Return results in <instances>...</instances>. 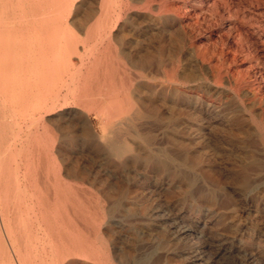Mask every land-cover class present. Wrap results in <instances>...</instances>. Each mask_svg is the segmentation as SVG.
<instances>
[{"label": "rangeland", "instance_id": "rangeland-1", "mask_svg": "<svg viewBox=\"0 0 264 264\" xmlns=\"http://www.w3.org/2000/svg\"><path fill=\"white\" fill-rule=\"evenodd\" d=\"M106 1L64 0L51 13L44 93L19 134L3 106L13 72L0 69V216L7 209L30 250L10 252L13 264H100L82 248L72 254L70 219L84 246L103 250L104 264H264V193L238 184L245 166L250 179L264 178V0ZM124 79L120 105L113 91ZM111 141L125 145L121 154ZM54 169L79 210L66 203L65 236L61 244L50 236L43 252L23 220L31 198L52 208Z\"/></svg>", "mask_w": 264, "mask_h": 264}, {"label": "bare ground", "instance_id": "bare-ground-1", "mask_svg": "<svg viewBox=\"0 0 264 264\" xmlns=\"http://www.w3.org/2000/svg\"><path fill=\"white\" fill-rule=\"evenodd\" d=\"M69 1V0H68ZM71 1V0H70ZM105 1V0H103ZM112 0L108 2L111 3ZM196 1V0H195ZM214 1V0H213ZM226 1V0H225ZM232 1V0H231ZM230 1V2H231ZM64 0H0V69H5L7 73L11 74V79H8L6 82V88L5 92H7L8 95H5L3 99V106L5 109L9 110L8 117L11 119H14L15 122L19 124V134L23 131V127L28 128L33 124L35 120H27L28 116V107L29 103L33 101L35 96H42L44 93V88L42 84L45 83V73L46 69L43 66V61L45 59V53L47 52V38H48V32L49 30L54 26V22H52L53 17L51 16V13L55 10H59V8L62 6V3ZM116 2V1H115ZM217 2V1H216ZM240 2V1H239ZM252 2V1H251ZM260 2V1H259ZM263 2V1H262ZM261 6L264 4H262ZM209 3V1H208ZM213 3V2H212ZM218 3V2H217ZM226 3V2H225ZM224 3V4H225ZM228 3V2H227ZM255 3V2H254ZM121 4V3H120ZM196 3L195 6H197ZM211 4V3H210ZM224 4H222L224 6ZM231 4V3H230ZM242 4V2L240 3ZM256 4V3H255ZM68 5V2L65 4ZM70 5V4H69ZM68 5V7H69ZM100 5V4H99ZM107 5V3H106ZM202 5V4H201ZM219 5V4H218ZM233 5V4H232ZM252 5V4H251ZM250 5V6H251ZM257 5V4H256ZM103 6V5H102ZM101 6V7H102ZM112 6V5H111ZM127 6V5H126ZM203 6V5H202ZM227 6V5H225ZM259 6V5H258ZM64 7V5H63ZM99 7V9H101ZM228 7H230L228 5ZM247 7V6H246ZM260 7V6H259ZM264 7V6H263ZM103 8V7H102ZM107 8V7H106ZM113 8V7H112ZM208 8V7H207ZM241 8V7H240ZM261 8V7H260ZM62 9V8H61ZM69 9V8H68ZM71 9V8H70ZM124 9V8H123ZM231 10V8H229ZM233 9V8H232ZM239 9V7H238ZM243 9V8H242ZM253 10L255 8H252ZM63 10V9H62ZM116 10V9H115ZM206 10V9H205ZM229 10V11H230ZM67 11V10H65ZM101 11V10H100ZM221 11V10H220ZM224 11V10H223ZM222 11V13H223ZM249 11V10H248ZM260 11V10H259ZM123 12V11H122ZM226 12V11H224ZM232 12V11H231ZM230 12V13H231ZM244 12V10H243ZM251 12V10H250ZM255 12V11H254ZM263 12V11H262ZM61 13V11H60ZM60 13H58V16L60 17ZM105 13V12H103ZM107 13V11H106ZM217 13V11H216ZM237 13V12H236ZM245 13V12H244ZM253 13V12H252ZM113 14V13H112ZM121 14V13H120ZM220 14V13H219ZM227 14V13H226ZM255 14V13H254ZM256 14H258L256 12ZM255 14V15H256ZM63 15V14H62ZM67 15V14H66ZM122 15V14H121ZM233 15V14H232ZM237 15V14H236ZM235 15V16H236ZM244 15V14H243ZM114 16V15H113ZM225 16V15H224ZM246 16V15H245ZM258 16V15H257ZM64 18V16H62ZM67 17V16H66ZM99 17V16H98ZM102 17H104L102 15ZM205 17V16H204ZM203 17V18H204ZM238 17H240L238 15ZM243 17V16H242ZM251 17H253L251 15ZM259 17V16H258ZM263 17V16H262ZM226 18V17H224ZM250 18V17H249ZM257 18V17H256ZM103 20V18H101ZM112 19V18H111ZM168 19V18H167ZM174 19V18H173ZM177 19V18H176ZM237 19V18H236ZM242 19V18H241ZM248 19V18H247ZM187 20V19H186ZM64 21V20H63ZM97 23L98 18H97ZM119 21V20H118ZM117 21V22H118ZM261 21V20H260ZM263 21V20H262ZM61 22V21H60ZM91 22V21H90ZM225 22V21H224ZM248 23L250 21H247ZM256 22V21H255ZM189 23V21H188ZM222 23V21H221ZM220 23V24H221ZM234 23V22H233ZM245 23H240L241 25ZM254 23V22H253ZM62 24V23H61ZM64 24V23H63ZM101 24V23H100ZM186 25V23H184ZM192 24V23H191ZM236 24V22L234 23ZM247 24V23H246ZM96 25V23H95ZM105 25V22L102 23L101 26L103 27ZM179 25V24H177ZM238 24H236L237 26ZM244 25V24H243ZM112 26V25H111ZM187 26V25H186ZM190 26V24H189ZM194 26V25H193ZM229 26V25H228ZM233 26V25H232ZM246 26V25H245ZM261 26V25H260ZM65 27V26H64ZM215 27V26H214ZM223 27V26H222ZM230 27V26H229ZM63 28V26H62ZM96 28V26H95ZM109 28V27H108ZM236 28V27H235ZM259 28V26H258ZM213 28H211L212 30ZM219 29V28H218ZM223 29V28H222ZM229 28H227L228 30ZM62 30V29H61ZM66 30V29H65ZM101 30V29H100ZM186 30V29H185ZM184 30V31H185ZM244 30V29H243ZM246 30V29H245ZM264 30V29H263ZM64 33V28H63ZM88 31V29H87ZM247 31V30H246ZM249 31V30H248ZM66 32V31H65ZM92 32V31H91ZM110 32V30L108 31ZM107 32V33H108ZM226 32V31H225ZM256 32V31H255ZM263 32V31H262ZM62 33V32H61ZM93 33V32H92ZM100 33V31H99ZM219 33V30H218ZM228 33V32H226ZM232 33V32H231ZM243 33V32H242ZM248 33V32H247ZM67 34V32H66ZM89 34V33H88ZM264 34V33H263ZM262 34V35H263ZM86 35V34H85ZM186 35V34H185ZM220 35V34H219ZM233 35V34H232ZM98 36V35H97ZM100 36V34H99ZM109 36V35H108ZM230 36V35H229ZM250 36V34H249ZM222 37V36H221ZM220 37V38H221ZM227 37V36H226ZM261 37V36H260ZM189 38V37H188ZM252 38V37H251ZM102 39V38H101ZM227 39V38H226ZM235 39V37H234ZM247 39V38H245ZM259 39V38H258ZM229 40V39H227ZM227 40H225L227 42ZM79 41V40H78ZM224 41V42H225ZM231 41V40H229ZM249 41V40H248ZM253 41V40H252ZM254 42V41H253ZM257 42V41H256ZM241 43V42H240ZM252 43V42H251ZM255 43V42H254ZM262 43V42H261ZM227 44V43H226ZM234 44V43H233ZM258 44V43H257ZM263 44V43H262ZM236 45V44H235ZM241 45V44H240ZM243 45V43H242ZM249 45V44H247ZM94 46V44H93ZM226 46V45H225ZM232 46V45H230ZM251 46V45H250ZM99 47V46H98ZM216 47V46H215ZM227 47V46H226ZM236 47V46H235ZM238 47V46H237ZM245 47V46H244ZM253 47V46H252ZM257 47V46H256ZM259 47V46H258ZM94 48V47H92ZM92 48L91 51H92ZM115 48V47H114ZM211 48V47H210ZM224 48V47H223ZM228 48V47H227ZM233 48V47H231ZM250 48V47H249ZM261 48V47H259ZM264 48V47H263ZM97 49V48H94ZM99 49V48H98ZM212 49V48H211ZM230 49V48H229ZM219 50V49H218ZM234 50V48H233ZM239 50V48L237 49ZM251 50V49H250ZM253 50V49H252ZM255 50V49H254ZM259 50V49H258ZM257 50L253 51L256 52ZM264 51V50H263ZM35 53L34 56V63L36 64V74L38 76L37 81L35 84H31L30 82V75H32V69L29 65L31 59L30 54ZM98 52V51H97ZM105 52V51H104ZM227 52V51H226ZM234 52V51H233ZM258 52V51H257ZM94 53V52H93ZM229 53V52H228ZM237 53V52H236ZM262 53V52H261ZM105 54V53H104ZM256 54V53H255ZM212 55V53H211ZM218 55V54H217ZM32 56V55H31ZM210 56V55H209ZM231 56V55H230ZM260 56V55H259ZM219 57V55H218ZM227 57V56H226ZM253 57V56H252ZM255 57V56H254ZM253 57V59H254ZM258 57V56H257ZM264 57V56H263ZM117 58V57H116ZM212 58V57H211ZM215 58V57H214ZM225 58V57H224ZM237 58V57H236ZM242 58V57H241ZM234 59V58H233ZM114 60V59H113ZM118 60V59H117ZM211 60V59H210ZM219 60V59H218ZM232 60V59H231ZM239 60V59H238ZM263 60V58H262ZM209 61V60H208ZM234 61V60H233ZM232 61V62H233ZM237 61V60H236ZM242 61V60H241ZM240 61V62H241ZM32 62V61H31ZM120 62V61H119ZM212 62V61H211ZM214 62V61H213ZM227 62V61H226ZM246 62V61H245ZM249 62V61H248ZM260 62V66L257 69V73L259 76L264 79V62ZM80 63V62H79ZM173 63V62H172ZM229 63V62H227ZM122 64V63H121ZM216 62L214 63V65ZM239 64V63H238ZM242 64V63H241ZM249 64V63H248ZM254 64V63H253ZM70 65V64H69ZM173 65V64H172ZM212 65V64H211ZM221 65V64H220ZM247 65V64H246ZM256 65V64H255ZM229 66V64H228ZM253 66V65H252ZM173 67V66H172ZM224 67V66H223ZM232 67V65H231ZM238 67V66H237ZM243 67V66H242ZM212 68V67H211ZM233 68V67H232ZM236 68V67H235ZM251 68V67H250ZM257 68V67H256ZM31 69V70H30ZM167 69H169L167 67ZM231 70V69H229ZM244 70V69H243ZM120 71V70H119ZM169 71V70H168ZM237 71V69H236ZM246 71V70H245ZM215 72V70H214ZM248 72V71H246ZM119 73V72H118ZM131 73V72H130ZM207 73V72H206ZM209 73V72H208ZM228 73V72H227ZM137 74V73H136ZM168 74V73H167ZM248 74V73H247ZM257 74V75H258ZM120 75V73H119ZM124 75V74H122ZM142 76V75H141ZM231 76V75H230ZM233 76V75H232ZM244 76V75H243ZM136 77V76H135ZM190 77V75H189ZM224 77V75H223ZM170 78V77H169ZM246 78V77H245ZM255 77L254 79H256ZM1 79V78H0ZM71 79V78H70ZM126 79V78H125ZM120 80L119 85L114 88L115 92V98L116 103L123 105L125 102V97L123 99H119L117 94H123L128 91V88L130 86L128 80L125 81ZM143 79V78H142ZM246 80V79H245ZM244 80V81H245ZM261 80V79H259ZM132 82L131 80H129ZM248 81V80H247ZM251 81V80H249ZM256 81V85L254 88L259 89L260 86H258L260 83ZM4 82V83H5ZM262 82V81H261ZM264 82V81H263ZM224 83V82H223ZM236 83V82H235ZM255 83V82H254ZM132 84V83H131ZM1 85V84H0ZM261 85V84H260ZM93 88V87H92ZM132 88V85H131ZM2 89V88H0ZM107 89V88H106ZM261 89V88H260ZM259 89V90H260ZM74 90L76 91V87H74ZM111 90V89H110ZM113 90V89H112ZM106 91V90H105ZM245 91V90H244ZM258 94V92H257ZM127 95V94H126ZM125 95V96H126ZM250 95V94H249ZM227 96V95H226ZM230 96V95H229ZM264 96V95H263ZM104 97V96H103ZM120 97V96H119ZM107 98V96H106ZM104 98V99H106ZM109 98V96H108ZM111 98V96H110ZM230 98V97H229ZM261 101L264 100V97L261 96ZM87 100V99H86ZM114 100V98H113ZM127 100V99H126ZM250 100V99H249ZM246 101V100H245ZM108 102V101H105ZM112 102V101H111ZM114 102L113 105L116 103ZM253 102V101H252ZM2 103V102H1ZM102 103V102H101ZM109 103V102H108ZM131 103V102H130ZM167 103V102H166ZM45 104V103H43ZM111 104V103H110ZM109 104V105H110ZM133 104V103H132ZM251 104V103H250ZM97 105V103H96ZM101 105V104H100ZM99 105V106H100ZM107 105V103H105ZM112 105V109H113ZM173 105V104H172ZM98 106V107H99ZM116 106V105H115ZM130 106V105H128ZM263 106V105H262ZM1 107V106H0ZM41 108H45L46 105H40ZM104 107V106H103ZM106 107V106H105ZM181 107V106H180ZM187 107V106H186ZM264 107V106H263ZM38 108V107H37ZM93 108V106H92ZM191 108V107H190ZM36 109V108H35ZM34 109V110H35ZM94 109V108H93ZM101 109V108H100ZM99 109V110H100ZM31 110V109H30ZM29 110V111H30ZM97 110V109H96ZM105 110V108H104ZM131 110V109H130ZM133 110V109H132ZM4 111V110H3ZM48 111V110H47ZM256 111V110H255ZM39 112V111H38ZM117 112V109H116ZM30 113V112H29ZM32 113V111H31ZM114 113V112H113ZM112 113V114H113ZM34 114V111H33ZM21 115V118L19 116ZM113 116V115H112ZM131 116V115H129ZM127 116V117H129ZM221 116V115H220ZM30 117V116H29ZM94 117V116H93ZM169 117V116H168ZM255 118V117H254ZM20 119V122H19ZM224 121V120H223ZM230 121V120H229ZM232 122V121H231ZM210 123V122H209ZM17 125V124H15ZM219 125V124H218ZM241 126V125H240ZM98 128V127H97ZM18 129V128H17ZM235 132V131H234ZM107 134V133H106ZM111 134V133H110ZM231 135V133H230ZM243 135V134H242ZM16 136V135H15ZM239 136V135H237ZM100 137V136H99ZM106 138V136H104ZM113 138V136H111ZM208 137V136H207ZM16 138V137H15ZM108 138V137H107ZM106 140V139H105ZM113 140V139H112ZM207 140V139H206ZM110 140H107V142ZM120 141V140H119ZM118 142V141H117ZM116 141H111L108 145L113 148V150L117 153L118 151L122 153V150L124 149L125 145L119 144ZM207 142V141H206ZM212 142V141H211ZM156 143V142H155ZM108 144V143H107ZM241 146V145H240ZM127 147V146H126ZM109 148V149H112ZM127 149V148H125ZM234 149V148H233ZM118 152V153H119ZM233 152V151H232ZM119 153V154H121ZM227 154V153H226ZM236 154V153H234ZM124 155V154H123ZM223 155V154H222ZM240 155V154H239ZM244 155V154H242ZM246 156V155H245ZM121 157V155H120ZM225 157V155H224ZM226 159V158H225ZM240 159V158H239ZM230 161V160H229ZM244 162V161H243ZM247 163V162H246ZM233 169V168H232ZM35 170V169H34ZM232 171V170H231ZM240 177L239 183L242 190H257L264 193V178H261L260 180H252L247 175V167H242L240 170ZM226 173V172H225ZM229 173V172H228ZM234 176V175H232ZM224 177V176H223ZM234 178V177H233ZM228 179V178H227ZM232 179V178H231ZM224 180V179H223ZM221 181V179H220ZM227 181V180H226ZM225 181V182H226ZM235 182V181H234ZM223 183V182H222ZM231 183V182H229ZM65 183H63L62 178L58 172L54 169L53 174V206L52 208L48 207L49 200L45 197H37L36 199L31 198L32 204L28 207V224L27 221L23 220L22 218L18 221L23 220V225H26L29 227V236L28 239H30V243H32V247L38 250L39 247H41V250L45 251V246H48L47 244H50L52 241H46L50 236L56 241V243L61 244L62 238L65 236L64 230H63V223L64 218L66 215V203L68 202L69 209L71 212L76 215V213L79 210V205L76 200L75 193L70 194L68 197L65 195ZM237 185V184H236ZM206 188V187H204ZM230 190V189H229ZM251 194V193H250ZM236 196V195H235ZM33 197V196H32ZM241 197V196H240ZM252 198V197H251ZM249 199V198H248ZM255 199V198H254ZM34 200V201H33ZM240 200V199H239ZM251 200V199H250ZM264 200V199H263ZM247 201V200H246ZM255 201V200H254ZM262 201V200H261ZM250 204V203H249ZM251 205V204H250ZM255 206V204H254ZM262 206V205H261ZM259 207V206H258ZM254 209V208H253ZM259 209V208H258ZM7 210V209H6ZM6 210H1V216H0V229H2L3 233L5 234V238H2V232L0 230V264H13L10 252L15 253L17 255H20L23 257L24 254L29 253V248L27 244H24L19 238L17 231L13 228V225L10 223V219L6 214ZM261 210V209H259ZM52 211L53 220L54 223L51 222L50 212ZM262 212V211H261ZM22 214V211L20 212ZM260 214V213H258ZM17 221V222H18ZM194 222V221H193ZM22 224V223H21ZM183 224V222H182ZM185 225V224H183ZM198 226V225H197ZM182 228V227H181ZM186 228V227H185ZM23 229V228H22ZM26 229V228H25ZM69 242L72 246V254H76L78 249H83L86 251L87 258H91L94 260H98V262L101 263H107L108 257L104 254L103 250L101 248H94L92 246V243L83 245L82 239L80 236V232L78 230V226L73 220L70 219V232H69ZM26 238V237H25ZM7 240L4 242V240ZM27 241V240H26ZM230 241V240H229ZM234 241V240H233ZM8 242V243H6ZM227 239H224V243H227ZM233 244V243H232ZM222 246V245H221ZM240 246V245H239ZM237 247V246H236ZM234 247H226L223 246V253H229V252H236L237 254L240 253V249H237ZM239 248V247H238ZM222 253V252H221ZM248 253V252H247ZM219 254V253H218ZM217 254V255H218ZM251 254V253H250ZM233 255V254H232ZM195 256V255H194ZM195 259V258H194ZM14 260V259H13ZM27 262V261H26ZM23 264V263H22ZM25 264V263H24Z\"/></svg>", "mask_w": 264, "mask_h": 264}]
</instances>
